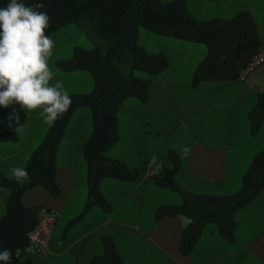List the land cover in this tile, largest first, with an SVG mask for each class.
I'll return each mask as SVG.
<instances>
[{
  "label": "crops",
  "instance_id": "crops-1",
  "mask_svg": "<svg viewBox=\"0 0 264 264\" xmlns=\"http://www.w3.org/2000/svg\"><path fill=\"white\" fill-rule=\"evenodd\" d=\"M199 2L203 6H208L209 3L208 0ZM255 27L259 38L264 40V27L262 35L259 34L256 24ZM189 43L178 42L170 47L171 52L159 51L167 56L168 67L161 73L142 77L148 81V98L142 101L129 97L118 110L119 138L105 152V156L136 169L140 174L139 178L135 181L102 179L99 191L107 200L109 210L93 206L78 220L70 223L82 211L87 198L86 164L81 148L91 133L90 111L80 107L72 113L55 154V177L60 193L57 196L50 195L51 197L43 195L42 202L34 205L59 211L45 251L37 258V264H89L92 257L102 253L105 237L111 238L124 264L263 263L260 261L264 259V186L251 202L235 212L237 224L231 241L222 238L212 228L205 232V226L188 254L179 251L180 236L184 228L180 217L155 218L157 207L177 204L173 203L176 199L174 196L161 191L163 197H158L153 202L152 215L141 218L146 193L159 194V188L165 187L157 184L154 178L148 177L147 171L159 165L165 166L172 152L178 156L180 162L175 174L176 184L192 193L211 195H225L236 191L248 165L249 160L246 158L252 157L250 144H245L250 139L236 134L237 131L242 133L244 129H237L233 115L238 103L245 101L239 122L246 128L248 111L254 107L258 94L264 93V63L246 76L239 75L234 80H206L193 85L192 72L206 53L200 43H193L196 48L195 59L187 60L185 50L190 48L187 45ZM175 46L179 50L170 58ZM173 58L174 64H171ZM202 83L210 85L199 100L191 104L178 100L185 96V86L197 88ZM231 84L233 90L220 93V99L212 103L215 108L223 107L226 98H234L227 111L226 128L219 129V133H214L212 137L204 136L201 123L191 124V118L204 108L219 89ZM173 110L180 114L175 120L172 119ZM29 120L31 123L28 124L25 141L19 148L8 142H0V174L8 178H12L9 169L13 166L23 167L31 151L43 139L45 128H41L39 135L34 137L35 118L30 114ZM182 123H185L181 127L187 137L183 133L178 146L173 143L165 145L166 138ZM0 125L3 126L1 123ZM188 133L193 136H188ZM183 146L190 149L186 158L180 151ZM20 153H23V157L16 158ZM107 189L118 196L116 202L109 199ZM8 194L9 191L7 193L0 190V217L5 212ZM133 197L134 200L131 201ZM93 234L95 235L91 239ZM205 234H209L205 238L209 241L200 249L198 244ZM247 257L249 259L245 260Z\"/></svg>",
  "mask_w": 264,
  "mask_h": 264
},
{
  "label": "trees",
  "instance_id": "trees-1",
  "mask_svg": "<svg viewBox=\"0 0 264 264\" xmlns=\"http://www.w3.org/2000/svg\"><path fill=\"white\" fill-rule=\"evenodd\" d=\"M9 0H0L5 7ZM32 4L36 0H23ZM51 17L45 30L51 34L64 24L88 19L92 32L106 42L103 54L99 48L75 47L68 59L58 60L63 71L87 70L92 79V90L85 94H70L72 104L67 113L52 127H47L41 142L26 159L23 166L29 180L23 185L0 174V186L8 189L5 212L0 217V250L12 252L11 264H34V256L24 252L29 243L28 234L37 223L38 206L22 201L27 190L41 186L52 196L60 193L55 177V154L72 113L80 107L90 111L91 133L83 142L81 154L86 164L87 198L82 211L70 223L78 220L93 206L109 210V204L99 191L104 178L135 181L136 169L120 160L110 159L105 152L118 138L117 113L124 100L134 97L148 98V81L132 74L124 75L114 64L127 54L131 56L132 70L150 75L161 73L168 67L164 52H147L137 43L138 30L145 28L155 34L170 36L189 42L205 44L207 52L192 72V84L201 81H230L236 79L251 56L261 45L255 23L247 10L229 19L198 20L189 11L187 0H42ZM251 133L258 130L264 120V93L247 113ZM17 135L0 125V142L14 141ZM179 158L172 152L163 171L155 177L157 184L179 194L181 201L174 205H161L155 218L186 215L191 222L183 228L179 251L188 254L208 223H214L219 235L227 241L234 237L235 212L251 202L264 186V148L259 150L241 176L240 187L229 194L211 195L192 193L181 189L175 182ZM0 264L4 262L0 261ZM89 264H124L113 241L103 238L102 253L90 259ZM264 264V263H262Z\"/></svg>",
  "mask_w": 264,
  "mask_h": 264
},
{
  "label": "rangeland",
  "instance_id": "rangeland-1",
  "mask_svg": "<svg viewBox=\"0 0 264 264\" xmlns=\"http://www.w3.org/2000/svg\"><path fill=\"white\" fill-rule=\"evenodd\" d=\"M167 1V0H163ZM208 6L201 5L202 3L199 2V0H187V7L188 11L192 13L194 16L197 17L198 20L202 19H212V18H222V19H229L233 16H235L238 12L242 10H247L252 15V19H254V23L257 25V29L260 35H262L263 27H264V0H208ZM49 36L52 37L54 41V47H53V54L48 59V66L50 71L53 72V80L50 81V83H54L55 80H61L63 81L64 87L68 90L69 94H85L92 90L93 87V79L90 75V73L87 70H74V71H63L60 70L56 62L58 60L62 59H68L73 52V49L75 47H81L85 49H93V48H99L102 53L104 54L106 51V42L97 37L91 30L90 21L88 19H81L78 22L74 23H68L60 26L55 31H53ZM186 43L189 41H184L181 39H175L170 36H164V35H158L155 34L145 28L140 27L138 30V39L137 43L139 45L144 46L145 50L149 53L152 52H159V51H165V52H171L170 47L172 45H175L176 43ZM193 43H199V42H191L187 45L190 47L189 49L185 50L186 58L187 60L193 61L195 59L196 52L194 51L195 44ZM201 47L204 49L205 53L207 52V48L205 44L200 43ZM179 49L174 47L172 53L173 55L169 56L170 58L174 57ZM204 53V54H205ZM174 59H171V64H174ZM114 64L117 66V68L120 69V71L126 75H133L136 77H144L147 75H150L146 72L139 71V70H132L131 68V56L127 54L120 60H114ZM263 64V63H262ZM261 64V65H262ZM260 65V66H261ZM172 67V66H171ZM173 68V67H172ZM211 83V82H210ZM208 83H202L199 84L197 88H192L190 86H185L183 93L185 94L184 97L179 98L178 100L180 102L182 101H188L190 104L196 100H199V98L206 94L207 90L209 89ZM226 90H233L232 84L227 86L226 88H221L217 91V93L214 94V97H211L207 104L204 106L203 109H201L195 116L191 118V124H195V122H200L202 131L205 133L204 136L212 137L214 133H219V129H225L226 128V119H227V111L229 106L232 104V100L234 98H226L223 107H213L212 103L216 102L220 99L222 92ZM186 92V93H185ZM236 100V98H235ZM245 101H240L236 107L235 113L233 116H235L236 120V127L239 130H243L242 133H239L237 131L236 134L241 135V137H245L247 139H250V141H245V144H250V151L252 152V157L254 154H256L259 150L264 148V120L260 123V126L257 131H255L253 134L251 133L250 124L248 121V118H246L247 126L246 128L241 126L239 120L241 119V114L243 115V110L245 106ZM13 107L17 109V111L13 112ZM86 111H89L88 108H84ZM23 110V109H22ZM24 111V112H23ZM21 111L18 105L10 106L8 108L0 107V123L5 126L9 127L6 128L8 130H15L14 132L17 135L16 140L14 141H6L10 145L14 146L15 148H19L22 142L25 141V134L27 132L28 124L31 123V120H29V115L31 114L35 118L36 126L34 128V137L39 135L40 129L45 128V132L47 130L48 125H46L42 119L39 116V110H23ZM34 111V112H33ZM90 113V112H89ZM180 116L179 111L173 110L172 111V119L175 120L177 116ZM185 123L180 124L177 126L171 134L166 138L165 145L168 144H175L177 145L180 143V140L183 138L185 132L182 130V125ZM91 125V122H90ZM4 127V128H5ZM44 132V134H45ZM198 133V130H197ZM19 136V139H18ZM188 136L192 137V133H188ZM197 136H200L197 134ZM44 137V135H43ZM42 137V138H43ZM187 137V135H186ZM18 139V141H17ZM17 141V142H16ZM38 146V145H37ZM178 146V145H177ZM180 148V147H177ZM23 157V153L18 154L16 158L20 159ZM251 157V158H252ZM250 159L248 161V165L250 163ZM245 161V159H244ZM247 165V167H248ZM246 167V168H247ZM246 170V169H245ZM160 193L155 194L152 192H147L145 195V200L143 202V206L141 208V218L144 216H147L150 214L152 215V204L155 200H157L158 197H163V194L161 191L168 192L169 195L174 196L176 199L173 201V203H179L181 201V198L178 193L171 191L167 187H161ZM0 190L6 191L8 193V189L0 186ZM108 190V189H107ZM109 196V199L112 202H116L118 200V196L115 194H112L110 189L107 191ZM114 192V191H113ZM43 195H47L48 197H51L44 188L41 186L33 187L22 197V201L26 205H37L40 204L43 200ZM264 196V192H263ZM134 200L131 199V201ZM155 203V202H154ZM153 208V207H152ZM99 209V208H94ZM1 214V213H0ZM92 217V216H91ZM82 225V224H80ZM80 225L78 227H80ZM212 228L214 231L217 232V228L214 223H208L206 225V229L204 230L209 231V229ZM100 231V230H99ZM99 233V232H98ZM95 234L91 235L94 237ZM209 234H205V236L200 240L198 248H202L207 241L205 238L208 237ZM89 237V241H90ZM205 239V240H204ZM198 252V251H197ZM249 259L248 257L245 258V260ZM259 262V261H256ZM264 263V259L260 261V263ZM38 260L37 258H34V264H37ZM205 264H218L215 262H209ZM262 264V263H261Z\"/></svg>",
  "mask_w": 264,
  "mask_h": 264
},
{
  "label": "clouds",
  "instance_id": "clouds-1",
  "mask_svg": "<svg viewBox=\"0 0 264 264\" xmlns=\"http://www.w3.org/2000/svg\"><path fill=\"white\" fill-rule=\"evenodd\" d=\"M43 9L42 0L32 4L9 0L0 7V107L38 109L42 121L52 127L69 111L72 99L63 81L50 83L54 74L48 59L53 54L54 41L46 35L51 17ZM180 151L186 158L190 149L183 146ZM9 172L21 185L29 180L23 167L13 166ZM11 260V250H0V261L11 264Z\"/></svg>",
  "mask_w": 264,
  "mask_h": 264
},
{
  "label": "built area",
  "instance_id": "built-area-1",
  "mask_svg": "<svg viewBox=\"0 0 264 264\" xmlns=\"http://www.w3.org/2000/svg\"><path fill=\"white\" fill-rule=\"evenodd\" d=\"M262 63H264V40H262L261 45L251 56L240 75L246 76L259 67ZM163 168V165H159L154 169H150L147 171V176L155 178L160 175V173L163 171ZM58 216L59 211L57 209L46 206H41L38 208L36 212L37 223L35 227L29 232V243L24 249L26 254L36 258H40L43 255L51 228ZM179 217L183 221V227H186L191 222V218L189 216L179 215Z\"/></svg>",
  "mask_w": 264,
  "mask_h": 264
}]
</instances>
